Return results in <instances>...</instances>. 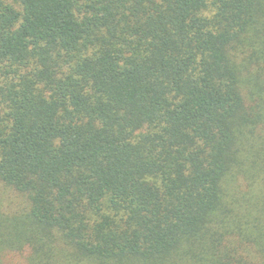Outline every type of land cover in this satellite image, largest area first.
Listing matches in <instances>:
<instances>
[{
    "label": "trees",
    "instance_id": "1",
    "mask_svg": "<svg viewBox=\"0 0 264 264\" xmlns=\"http://www.w3.org/2000/svg\"><path fill=\"white\" fill-rule=\"evenodd\" d=\"M7 253L264 264V0H0Z\"/></svg>",
    "mask_w": 264,
    "mask_h": 264
},
{
    "label": "rangeland",
    "instance_id": "2",
    "mask_svg": "<svg viewBox=\"0 0 264 264\" xmlns=\"http://www.w3.org/2000/svg\"><path fill=\"white\" fill-rule=\"evenodd\" d=\"M7 258L10 260V262L15 261V264H24L22 261H24V256L21 253H11V254H6L5 260L9 264Z\"/></svg>",
    "mask_w": 264,
    "mask_h": 264
}]
</instances>
